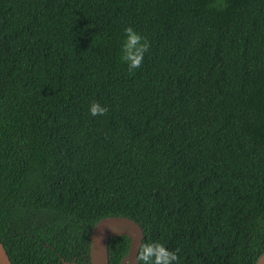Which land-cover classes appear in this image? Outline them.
Segmentation results:
<instances>
[{"label":"trees","instance_id":"16d2710c","mask_svg":"<svg viewBox=\"0 0 264 264\" xmlns=\"http://www.w3.org/2000/svg\"><path fill=\"white\" fill-rule=\"evenodd\" d=\"M126 26L150 44L134 71ZM107 216L173 264L264 254V0H0V241L88 264Z\"/></svg>","mask_w":264,"mask_h":264},{"label":"water","instance_id":"95a60500","mask_svg":"<svg viewBox=\"0 0 264 264\" xmlns=\"http://www.w3.org/2000/svg\"><path fill=\"white\" fill-rule=\"evenodd\" d=\"M125 234L130 238L127 253L119 264H137L136 257L143 239L142 228L134 220L123 216H107L98 220L89 234V263L109 264V238ZM0 264H12L0 241ZM249 264H264V254L256 255Z\"/></svg>","mask_w":264,"mask_h":264},{"label":"clouds","instance_id":"9594fccd","mask_svg":"<svg viewBox=\"0 0 264 264\" xmlns=\"http://www.w3.org/2000/svg\"><path fill=\"white\" fill-rule=\"evenodd\" d=\"M123 32L121 60L127 63L129 71H134L142 65L144 54L149 49L150 44L131 26H126ZM89 112L92 116H104L108 113V108L98 102H93L89 107ZM136 260L137 264H173V262L178 261V256L176 252L168 250L161 243H142Z\"/></svg>","mask_w":264,"mask_h":264}]
</instances>
